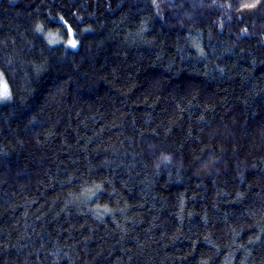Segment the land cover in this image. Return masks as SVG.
I'll return each mask as SVG.
<instances>
[{"label": "trees", "instance_id": "obj_1", "mask_svg": "<svg viewBox=\"0 0 264 264\" xmlns=\"http://www.w3.org/2000/svg\"><path fill=\"white\" fill-rule=\"evenodd\" d=\"M0 74V264H264V0H0Z\"/></svg>", "mask_w": 264, "mask_h": 264}, {"label": "rangeland", "instance_id": "obj_2", "mask_svg": "<svg viewBox=\"0 0 264 264\" xmlns=\"http://www.w3.org/2000/svg\"><path fill=\"white\" fill-rule=\"evenodd\" d=\"M73 42H75V47L77 46V42L71 37L70 35V38L69 40L66 42V44L68 46H72ZM74 47V48H75ZM5 89L7 90V98H3V93L5 91ZM10 100V90H9V87L3 77L2 74H0V105L5 103V102H8Z\"/></svg>", "mask_w": 264, "mask_h": 264}, {"label": "snow or ice", "instance_id": "obj_3", "mask_svg": "<svg viewBox=\"0 0 264 264\" xmlns=\"http://www.w3.org/2000/svg\"><path fill=\"white\" fill-rule=\"evenodd\" d=\"M72 46L75 47V42H73ZM3 98H7V90L6 89L3 93Z\"/></svg>", "mask_w": 264, "mask_h": 264}]
</instances>
